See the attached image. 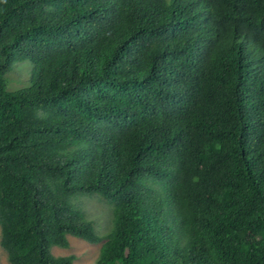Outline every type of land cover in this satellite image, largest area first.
I'll list each match as a JSON object with an SVG mask.
<instances>
[{
    "label": "trees",
    "instance_id": "1",
    "mask_svg": "<svg viewBox=\"0 0 264 264\" xmlns=\"http://www.w3.org/2000/svg\"><path fill=\"white\" fill-rule=\"evenodd\" d=\"M0 228L10 264H264V0H0Z\"/></svg>",
    "mask_w": 264,
    "mask_h": 264
},
{
    "label": "rangeland",
    "instance_id": "2",
    "mask_svg": "<svg viewBox=\"0 0 264 264\" xmlns=\"http://www.w3.org/2000/svg\"><path fill=\"white\" fill-rule=\"evenodd\" d=\"M33 69L34 65L30 60L14 62L4 76L6 90L16 91L29 86L31 84ZM76 203L84 212L86 218L94 223L95 228L101 235L110 229V207L101 197L97 195H79ZM68 240V247L53 246L51 252L54 255H73L75 264H97L96 259L99 254L101 242L91 243L74 236H68ZM0 264H10L1 245Z\"/></svg>",
    "mask_w": 264,
    "mask_h": 264
}]
</instances>
